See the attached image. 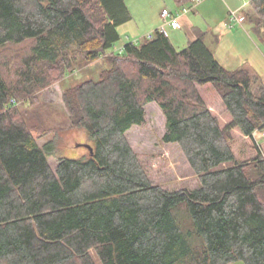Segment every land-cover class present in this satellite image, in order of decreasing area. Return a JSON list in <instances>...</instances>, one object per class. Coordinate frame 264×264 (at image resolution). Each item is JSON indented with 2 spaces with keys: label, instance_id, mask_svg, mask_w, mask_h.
Listing matches in <instances>:
<instances>
[{
  "label": "trees",
  "instance_id": "obj_1",
  "mask_svg": "<svg viewBox=\"0 0 264 264\" xmlns=\"http://www.w3.org/2000/svg\"><path fill=\"white\" fill-rule=\"evenodd\" d=\"M177 3L173 14L191 6ZM250 5L258 30L264 0ZM130 19L125 0H0V51L33 42L15 68L6 63L14 83L0 67V264H264V83L223 67L206 32L181 51L161 29L117 47ZM83 57L109 64L63 94L69 128L93 151L53 169L56 143L38 139L62 128L16 105L43 102ZM151 103L195 188L156 184L129 143Z\"/></svg>",
  "mask_w": 264,
  "mask_h": 264
},
{
  "label": "rangeland",
  "instance_id": "obj_2",
  "mask_svg": "<svg viewBox=\"0 0 264 264\" xmlns=\"http://www.w3.org/2000/svg\"><path fill=\"white\" fill-rule=\"evenodd\" d=\"M206 1L208 0H205L203 3ZM251 1L252 0H209V3L211 2L213 4V6H211L212 9L216 11V14L212 15L214 24L224 19V23L230 27L229 12L231 10L241 11L244 16V25H235L234 28L229 29H242V32L248 35L250 42L243 44L242 36L239 37L241 38V40L238 39L239 47H237V50L234 52L219 49L217 43L215 41L212 42L214 39L211 42L206 40V44L219 63H222L221 65L223 67L225 66L228 70H237L239 68L248 69L264 83V27L255 30V25L247 21L248 18L252 20L253 17H255H250V15L247 14V12L252 11V6L250 5ZM125 2L130 11L131 19L117 28L121 35L117 47L124 46L129 42L141 41L144 37H148L155 31L156 27H154V24L157 20L156 17L164 8L170 11H176L179 8L177 0H125ZM203 3H201V5ZM190 5L192 6V4ZM202 7L203 6H201L199 10ZM193 11V14L190 13L191 15H199L198 12L195 13L196 11ZM207 18L208 15L203 14L201 16L205 26ZM161 22L163 24V19ZM234 34L238 33L234 32ZM213 37L214 36H211V38ZM32 46L33 42L27 41L20 45L9 46L7 49L0 51V67L4 74L10 78L12 83L15 82V77L12 76V70L10 71L6 63L11 61V67L15 68L20 64L19 61L22 58L30 54ZM187 46L188 45H180L177 46V49L181 51L187 48ZM72 69H75V71L73 72L71 70L67 72L66 75L54 82L53 85L42 94L43 96L41 95L43 102L35 106L32 105L31 99L25 100L20 98L16 105L17 108L28 110L34 115L32 118L34 123L42 121L47 128H62L61 130H53V132H50L45 137L43 136L38 139V143L41 146L49 141H54L56 143L57 156L49 158L53 169L57 166V158L59 156L77 159V156H84L89 151L87 148L78 146L82 144L91 145V141L83 129L69 128L71 124L63 102L64 92L68 88L86 80H99L101 72L109 69V64L106 59L88 63L83 57L79 58V60L73 64ZM165 133V116L156 103H151L146 107L145 124L143 126H134L127 133V138L140 161L146 167L151 179L156 184H160L170 191L179 190L184 187L190 189L195 188L197 186V178L192 172L189 163L178 145H166L163 143L162 139ZM257 137L259 138V136ZM94 259L96 264H102L98 257L94 256ZM235 264L243 263L239 262Z\"/></svg>",
  "mask_w": 264,
  "mask_h": 264
},
{
  "label": "crops",
  "instance_id": "obj_3",
  "mask_svg": "<svg viewBox=\"0 0 264 264\" xmlns=\"http://www.w3.org/2000/svg\"><path fill=\"white\" fill-rule=\"evenodd\" d=\"M178 6L180 8L181 5L178 4ZM201 6L203 7L199 10ZM211 6H213V4L211 2L209 3V0H208L202 5L200 4V6L193 9L194 11L192 10L193 12L196 11L195 13L198 12L199 15H196V16L191 15L190 13H192V11L189 14L181 15L180 17L181 27L179 29H174L171 26L165 27L164 31L170 37V39L172 40L176 48L177 46H180V45L181 46L188 45L191 41L196 39L197 35L200 32L207 33L205 36V42L206 40H209L211 42L214 39L212 42L215 41L218 45V48L223 51H228V52L236 51L237 50L236 48L239 47L238 39L241 40V38H239L241 36L243 38V42H244L243 44L250 42V40L248 39V35H245L242 32L243 31L242 29H239V30L229 29L231 27H228L226 23H224L225 21L224 19H221L220 21H218L217 24H214L212 15H215L216 11L213 10ZM164 9H167V8H164ZM203 14L208 15L206 26L204 25L201 19V16ZM156 18L157 20L154 24V27H156L155 30L161 29V27L163 26L161 22L162 21L161 13L158 14ZM234 32H237L238 34H234ZM211 36H214L215 38L214 37L211 38Z\"/></svg>",
  "mask_w": 264,
  "mask_h": 264
},
{
  "label": "built area",
  "instance_id": "obj_4",
  "mask_svg": "<svg viewBox=\"0 0 264 264\" xmlns=\"http://www.w3.org/2000/svg\"><path fill=\"white\" fill-rule=\"evenodd\" d=\"M189 1L192 4V6L184 7L180 13L173 14L168 9H164L161 12V18L163 19V26L161 27V30L164 31L166 26H171L174 29H179L181 27V24H180L181 15L190 13L193 9H195L205 0H189ZM229 23H230L231 28H234L235 25H239V26L244 25V16L242 15L240 10H237V11L231 10L229 12ZM148 37H150V35ZM116 50L122 51V49H116ZM257 136H259V138ZM255 138L258 144L264 143V131L256 132Z\"/></svg>",
  "mask_w": 264,
  "mask_h": 264
},
{
  "label": "water",
  "instance_id": "obj_5",
  "mask_svg": "<svg viewBox=\"0 0 264 264\" xmlns=\"http://www.w3.org/2000/svg\"><path fill=\"white\" fill-rule=\"evenodd\" d=\"M78 147H83V148H87L89 151H93V149H92V146L91 145H89V144H82V145H79Z\"/></svg>",
  "mask_w": 264,
  "mask_h": 264
}]
</instances>
